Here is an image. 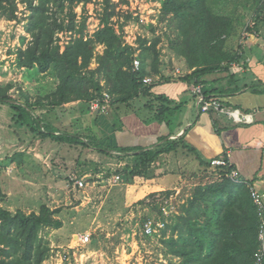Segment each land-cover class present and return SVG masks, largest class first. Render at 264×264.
Returning <instances> with one entry per match:
<instances>
[{"label": "trees", "instance_id": "16d2710c", "mask_svg": "<svg viewBox=\"0 0 264 264\" xmlns=\"http://www.w3.org/2000/svg\"><path fill=\"white\" fill-rule=\"evenodd\" d=\"M33 1L27 3L30 13L25 27L31 40L24 49L17 50V66L37 74H50L55 88L34 99L17 91V99H12L10 90L13 85H0V105L10 107L14 124L41 137L65 142V138L43 133L40 129V124H50L48 118L52 116V128L48 127L58 130L57 117L52 115L54 110L57 112L63 104L77 101L88 105L104 92L111 96V104L127 103L142 89L144 76L160 75V51L156 49L160 39L148 45V39L139 38L138 47L125 44L122 27L115 29L110 21L113 14V8L109 10L110 0H104L107 7L98 29L84 37L83 21L76 37L62 50L56 35L75 30L74 15L70 12L71 19L65 24L49 5L62 12L66 2L72 7L88 0H39L37 5H33ZM261 10H264V0H161L160 19L166 21L172 36L167 37L168 50L191 70L190 75L182 79H198L200 75L221 67L228 71L231 63L240 58L226 53L227 38L236 32L247 16L255 20L249 31L256 32L264 21V15H258ZM14 13L13 0H0V17L15 18ZM97 46L102 48L100 53L95 51ZM137 52L140 68L133 72L132 61ZM146 60H149L148 71L145 69ZM92 64L95 67H91ZM41 110L46 113L38 114ZM73 142L85 145L83 139ZM179 145L187 149L180 140H168L153 149L134 154L129 170H122L121 181L129 183L146 176L148 168L160 155L174 151ZM119 152L124 154L122 149ZM225 172L219 171L220 174ZM245 192L244 186L224 177L196 186L191 197L180 206V215L172 216L171 223L161 232V237L167 236L168 231L170 233L161 239L166 254L177 257L179 264H253L258 243V219L249 194L245 196ZM3 196L0 191V200ZM57 212L46 205L40 206L38 212L28 214L0 206V264H43L49 248L39 233L60 226L55 218Z\"/></svg>", "mask_w": 264, "mask_h": 264}, {"label": "crops", "instance_id": "0c3cea01", "mask_svg": "<svg viewBox=\"0 0 264 264\" xmlns=\"http://www.w3.org/2000/svg\"><path fill=\"white\" fill-rule=\"evenodd\" d=\"M258 15H264V10ZM250 18L247 17L226 40V53L240 58L238 62L231 63L228 71L221 67L200 75L198 79L183 80L182 78L190 75L191 70L169 52L166 59L160 58V75L144 76L151 79L150 84H143L135 99L127 103L111 104L108 115L92 114L87 104L80 101L63 104L57 112L54 110L52 115L57 117L55 123L58 130L51 129L50 124L54 120L52 116L48 118V126L51 128L42 123L40 129L43 133L65 138V142L41 137L24 126L14 124L13 112L5 114L0 109V164L4 162V156L11 152L12 169L17 166L20 171L34 173V176L28 177L33 178L35 183L38 182L37 190L42 187L44 196L57 195L55 190L59 181L55 170L58 168L49 166L55 157H58V164L63 172L73 173L78 180H84L90 176L84 161L79 160L77 167L73 166V160L78 157L82 159L85 153L86 159L90 160H99L98 154L106 153L109 155L108 165L115 167L114 171H118V168L119 171H125L131 167L134 154L153 149L168 140H180L187 149L179 145L174 151L160 155L151 164L156 176L153 180L162 183L164 179H168L164 178L167 172L173 177V182H180V175L184 171L192 172L195 176L205 174L210 169L216 172V169L210 167V161L223 159L237 172L239 180L236 184L244 186L245 196H248L250 188L264 192V21L240 45L242 31ZM144 63L148 71L149 60ZM177 68L181 73L179 76L174 75ZM23 71L28 77V83L35 86L33 99L45 96L55 88L50 74L51 77L48 73ZM34 76H37L36 80ZM194 84L201 85L205 95L219 97L225 107L238 110L242 115H250V121L236 123L224 115L202 113L191 93ZM41 113H46V110H41L38 114ZM77 139H83L85 145H81V142L74 143ZM93 143L104 149L92 148ZM121 149L124 154L119 152ZM69 155L72 156L68 158ZM166 158L172 159L174 169L171 172L164 171L169 162ZM41 180H44L43 184ZM192 192L190 191L187 199ZM185 202L186 200H182L178 207ZM172 219H169L168 224ZM169 235L168 231L167 236L161 239ZM173 236L177 237L175 232ZM161 246L163 247L162 244ZM163 249L165 250L164 247ZM165 256L170 259V264H179L180 260L166 254V250Z\"/></svg>", "mask_w": 264, "mask_h": 264}, {"label": "rangeland", "instance_id": "374dc122", "mask_svg": "<svg viewBox=\"0 0 264 264\" xmlns=\"http://www.w3.org/2000/svg\"><path fill=\"white\" fill-rule=\"evenodd\" d=\"M38 1L34 0L33 5H37ZM27 3L28 0H13L15 18L0 17V75L4 79L2 84L13 85L10 90L12 99H17V91L27 94L31 99L35 88L23 74L24 68L12 61L16 50L19 47L24 49L31 40L25 31L30 13ZM49 7L65 24L71 19L70 12L74 15L75 30L56 35L58 44L64 48L67 42L76 37L83 21L84 37L96 31L107 6L104 0H88L73 4L72 7L66 2L62 12L51 4ZM109 7V10L113 8L110 21L115 29L122 27L125 44L138 47L139 38L148 39V45L158 38L160 43L156 49L160 51V58L166 59L170 54L167 37L171 32L166 26V21L162 22L160 19L161 0H110ZM101 49V46H97L95 51ZM6 65L8 67L4 69ZM91 67H95V64ZM33 78L36 80L37 76ZM13 79L16 81L13 82ZM0 109L5 114L11 111L7 105H0ZM107 111L105 115H108ZM99 146L93 143L92 148L104 149ZM69 153L72 154V151ZM85 154L82 159L78 157L73 160V166L77 167L78 161L83 160L90 173V176L82 180L83 186L80 188L75 187L70 180L71 177L77 179L75 174H66L61 170L58 157L54 158L51 165L50 161L47 162L50 167L58 168L55 171L59 181L55 190L57 195L49 196L42 194V187L37 190L38 182L35 183L33 178L28 177L34 176V173L20 171L16 165V168L12 169L11 152L5 156L2 154L4 162L0 164V191L4 196L0 200V206L12 212L22 210L26 214L38 212L42 205L58 211L55 218L60 222V226L46 228L39 233L41 240L49 248L48 257L43 264H170V259L165 256V250L160 243L161 233L145 236L142 233L143 223L149 218L159 217L160 205L171 195L175 210L179 211L181 201L187 200L196 185L222 179L218 170L215 172L210 169L199 176L184 171L180 175V182H173V177L167 172L164 178L168 179L161 183L153 180L156 176L150 166L146 176L124 183L121 181L122 170L119 171L118 168V171H114L113 168H116L108 165V154L99 153V160L92 158L94 162L92 159H86ZM166 159L169 162L164 171L171 172L174 169L172 159ZM88 163L90 165H87ZM115 175L119 176L116 183L113 182ZM40 182L43 184L44 180ZM171 217L167 218L168 223ZM84 234L90 236L87 244L78 241V236Z\"/></svg>", "mask_w": 264, "mask_h": 264}, {"label": "built area", "instance_id": "2783aa9c", "mask_svg": "<svg viewBox=\"0 0 264 264\" xmlns=\"http://www.w3.org/2000/svg\"><path fill=\"white\" fill-rule=\"evenodd\" d=\"M255 20L253 18H250L241 35V42L240 45H242L244 40H247L248 37L253 32V30L249 31V29H253ZM125 42V41H124ZM127 42V41H126ZM20 48V47H19ZM22 49V48H21ZM63 47H60V50H62ZM241 49V48H240ZM9 58H12V56H9ZM13 62L17 63V50L15 55L13 56ZM7 63V62H6ZM222 65H224L222 63ZM8 66L6 65L4 69H6ZM3 68V67H2ZM140 68V60L138 59L137 55H134L133 61H132V71L136 72ZM3 70V69H2ZM174 75L179 76L181 75L180 70L177 68L174 71ZM2 76L0 75V85H2ZM16 81V79H13V82ZM151 79L149 78H143L142 84H150ZM191 93L193 94L196 104L199 107L200 111L202 113H215L217 115H224L228 118L232 119L236 123H242V122H249L251 116L250 115H242L239 113L238 110L230 109L225 107L219 97H213L208 96L203 93L202 86L198 84H194L191 87ZM89 112L92 114H103L105 113L111 106V96L104 92L101 97H95L93 98L89 103ZM210 167L218 170L223 171L226 170L224 174H220V178L224 177L227 178L234 183H238V174L234 169H231L230 165L227 161L223 159H214L210 161ZM70 180L73 182L75 187H82L83 182L82 180L75 179L73 177L70 178ZM119 176L115 175L113 182H118ZM249 196L252 201V204L255 207L256 215L258 219V227H257V247L255 249L253 258L254 263L253 264H264V192H258L257 190L250 188ZM171 197V199H170ZM168 199L165 200L163 205L160 209V216L156 219H147L142 225V233L150 237L154 234L161 233L163 230L166 229V225L168 224L167 218L169 216H179L180 212L175 210V206L172 202V195ZM90 236L88 234L79 235L78 241L81 244H87L89 243Z\"/></svg>", "mask_w": 264, "mask_h": 264}]
</instances>
